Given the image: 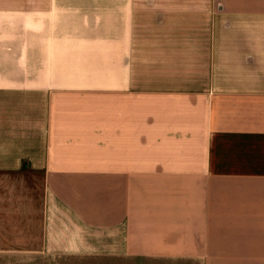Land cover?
<instances>
[{
	"label": "crops",
	"instance_id": "1",
	"mask_svg": "<svg viewBox=\"0 0 264 264\" xmlns=\"http://www.w3.org/2000/svg\"><path fill=\"white\" fill-rule=\"evenodd\" d=\"M264 264V0H0V259Z\"/></svg>",
	"mask_w": 264,
	"mask_h": 264
},
{
	"label": "rangeland",
	"instance_id": "2",
	"mask_svg": "<svg viewBox=\"0 0 264 264\" xmlns=\"http://www.w3.org/2000/svg\"><path fill=\"white\" fill-rule=\"evenodd\" d=\"M0 264H143V262L96 256L48 257L40 255L34 258H2L0 259Z\"/></svg>",
	"mask_w": 264,
	"mask_h": 264
}]
</instances>
